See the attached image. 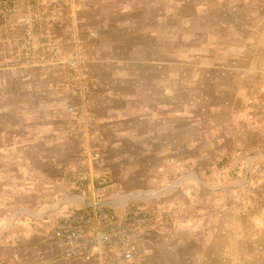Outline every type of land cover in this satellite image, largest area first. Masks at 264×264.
I'll use <instances>...</instances> for the list:
<instances>
[{
	"label": "rangeland",
	"instance_id": "obj_1",
	"mask_svg": "<svg viewBox=\"0 0 264 264\" xmlns=\"http://www.w3.org/2000/svg\"><path fill=\"white\" fill-rule=\"evenodd\" d=\"M35 1L0 0V233L29 210L7 199L26 192L22 166L43 167L53 151L64 170L54 180L101 210H148L152 251L141 264H264V0ZM57 1L58 61L79 48L84 61L52 74L49 23L31 27ZM81 5L85 44L76 27L63 42L58 29ZM175 120L181 137L164 138ZM81 166L84 190L75 187ZM90 205L52 212V256L72 258L58 256L51 233Z\"/></svg>",
	"mask_w": 264,
	"mask_h": 264
},
{
	"label": "built area",
	"instance_id": "obj_2",
	"mask_svg": "<svg viewBox=\"0 0 264 264\" xmlns=\"http://www.w3.org/2000/svg\"><path fill=\"white\" fill-rule=\"evenodd\" d=\"M31 1L36 4L35 0ZM61 9L62 2L57 1L48 6V11L40 7L39 15L32 19V30L40 20L49 23L46 29L48 42L45 60L52 74L56 66L66 65V69L79 70L84 61V50L81 48L76 51L73 58L65 62L58 61L60 59L58 43L52 39L50 31L55 14ZM70 112L72 119L78 120V111L72 108ZM83 124L86 128H92L95 121L92 118H84ZM83 154V160L89 157L87 151H83ZM84 169L81 166L74 172L75 187L79 190H84L89 180V174ZM150 220L151 216L147 209H132L118 217L110 211L101 210L100 204L94 203L88 208L70 209L57 222L51 238L60 257L76 258L82 254H95L98 264H141L152 251L148 242Z\"/></svg>",
	"mask_w": 264,
	"mask_h": 264
},
{
	"label": "crops",
	"instance_id": "obj_3",
	"mask_svg": "<svg viewBox=\"0 0 264 264\" xmlns=\"http://www.w3.org/2000/svg\"><path fill=\"white\" fill-rule=\"evenodd\" d=\"M85 12H87L86 8L81 5L76 8L77 19L75 20L77 22L75 20H73L74 22L72 20L65 23L62 22L61 27L58 29V34L63 42L73 37L72 28L76 27L79 30L80 43L85 44L86 22L83 18V13ZM174 123V133H166L163 135L164 138L173 135L176 137L180 134L178 132H180L181 122L175 120ZM188 124L192 125V122L186 125ZM180 137L181 135L176 137V139ZM52 153L53 151L45 156L47 163L43 162V167H36L31 164L28 166L23 165L22 167L26 168L29 174V182L24 184V189L27 193L7 197L9 202L12 201L10 203H20L21 205L23 200L28 202L29 210L21 209L20 207L13 216L17 218L16 221L7 223L3 232L0 233L2 234L0 235V264H98L95 254H82L78 258L60 259L50 254L47 225L54 224L57 220H55V217L58 215L52 212L58 210V213H60L59 217H61L70 207L90 205L94 201L90 194L73 191L74 189L71 191L72 188H67L63 182L54 180L55 172L60 179L64 170H61L58 164L54 165L55 159H53L54 154ZM16 186L23 189L22 183L17 182ZM64 188L67 190L65 191ZM62 192L63 196H59ZM65 198L66 200H64ZM108 203L111 204V202ZM119 203L116 202V204ZM38 205H40L39 210ZM55 205H58L57 209ZM40 252H43L44 255L41 259H38Z\"/></svg>",
	"mask_w": 264,
	"mask_h": 264
}]
</instances>
